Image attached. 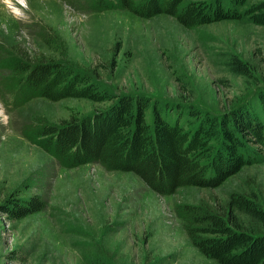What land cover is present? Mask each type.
<instances>
[{"label":"rangeland","instance_id":"374dc122","mask_svg":"<svg viewBox=\"0 0 264 264\" xmlns=\"http://www.w3.org/2000/svg\"><path fill=\"white\" fill-rule=\"evenodd\" d=\"M27 3L23 18L0 4V203L13 194L21 200L38 195L47 208L16 222L0 214V264H88L97 257L105 264H217L193 246L175 209H225L231 194L251 196L264 208L262 151L256 163L220 186L185 187L164 197L131 173L98 164L63 168L25 133L108 104L40 98L11 110L21 80L7 61L23 55L36 62L54 59L117 94L216 116L242 107L251 113V103L257 105L264 93V27L245 18L186 29L168 16L94 12L78 0ZM232 56L246 65L247 75L229 71ZM7 95L13 99L5 100ZM146 119L151 123L150 110ZM248 148L258 147L248 143ZM239 218L243 227L263 231L261 224Z\"/></svg>","mask_w":264,"mask_h":264},{"label":"trees","instance_id":"16d2710c","mask_svg":"<svg viewBox=\"0 0 264 264\" xmlns=\"http://www.w3.org/2000/svg\"><path fill=\"white\" fill-rule=\"evenodd\" d=\"M78 1H84L94 12L123 10L142 19L168 16L186 29L245 18L264 27V0L252 4L249 0ZM44 59L36 62L23 55L7 61L21 80L13 89H18V103L13 101L11 110L40 98L108 104L91 114L71 116L59 125L43 123L25 133L28 141L63 168L98 164L106 171L131 173L164 197L185 187L220 186L243 167L256 163L257 154L264 153V93L257 99L259 112L255 111L258 104L251 103L256 107L254 112L242 107L216 116L189 105L171 107L142 95L117 94L86 73ZM226 65L234 74L247 75L246 65L233 56ZM19 95L24 98L21 102ZM149 110L151 123L146 119ZM248 143L258 148L253 151ZM15 196L0 203V214L10 222L47 208L41 196L22 200ZM175 213L205 258L217 264H264V208L251 196L231 194L225 209L178 206ZM239 216L261 224L263 231L243 227ZM87 262L105 264L98 257Z\"/></svg>","mask_w":264,"mask_h":264},{"label":"clouds","instance_id":"9594fccd","mask_svg":"<svg viewBox=\"0 0 264 264\" xmlns=\"http://www.w3.org/2000/svg\"><path fill=\"white\" fill-rule=\"evenodd\" d=\"M0 4L4 5L6 10L15 18H23L25 14L21 9L28 8L27 0H0Z\"/></svg>","mask_w":264,"mask_h":264}]
</instances>
